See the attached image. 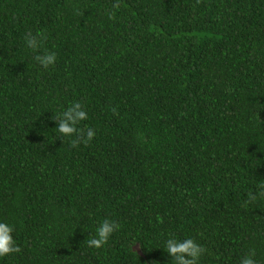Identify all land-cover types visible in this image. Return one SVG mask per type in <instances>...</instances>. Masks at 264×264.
Wrapping results in <instances>:
<instances>
[{"label":"trees","instance_id":"trees-1","mask_svg":"<svg viewBox=\"0 0 264 264\" xmlns=\"http://www.w3.org/2000/svg\"><path fill=\"white\" fill-rule=\"evenodd\" d=\"M73 101L86 143L52 119ZM262 181L264 0H0V264H174L169 236L264 264Z\"/></svg>","mask_w":264,"mask_h":264},{"label":"clouds","instance_id":"clouds-1","mask_svg":"<svg viewBox=\"0 0 264 264\" xmlns=\"http://www.w3.org/2000/svg\"><path fill=\"white\" fill-rule=\"evenodd\" d=\"M44 36L42 33L35 35L28 34L25 37V44L29 49L37 50L41 47ZM35 60L44 68L54 66L57 62L55 51L44 50L42 54H37ZM56 122V129L63 137H73L79 134L85 138V143L90 141L95 132L92 128L86 131L78 129L77 125L87 119V112L79 101H73L64 110L54 114L52 118ZM77 141L73 140L75 144ZM264 198V181L257 185L255 193L249 192V201H256ZM120 227L113 219L104 218L100 220L95 229V234L87 236L85 242L90 248H102L109 241L112 234ZM14 227L4 221H0V258L12 253L20 252V247L13 237ZM164 251L172 258L174 264H199L201 257L207 251L206 248L193 238L177 239L169 236L164 241ZM240 264H259L255 258V252L245 255Z\"/></svg>","mask_w":264,"mask_h":264}]
</instances>
